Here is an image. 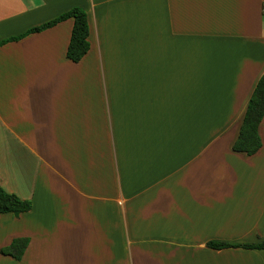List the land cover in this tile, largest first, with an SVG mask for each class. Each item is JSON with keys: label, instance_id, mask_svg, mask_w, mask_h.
<instances>
[{"label": "crops", "instance_id": "obj_1", "mask_svg": "<svg viewBox=\"0 0 264 264\" xmlns=\"http://www.w3.org/2000/svg\"><path fill=\"white\" fill-rule=\"evenodd\" d=\"M264 0H0V264H264ZM71 7L89 47L65 56ZM16 37V39H12Z\"/></svg>", "mask_w": 264, "mask_h": 264}, {"label": "trees", "instance_id": "obj_2", "mask_svg": "<svg viewBox=\"0 0 264 264\" xmlns=\"http://www.w3.org/2000/svg\"><path fill=\"white\" fill-rule=\"evenodd\" d=\"M72 19V26L68 42L65 49V56L70 61H78L87 51L89 43L87 41L88 25L84 11L79 7H71L60 13L58 16L48 20L38 26L29 28L24 34L38 31L54 25L55 23L66 19ZM16 39V37L12 38ZM3 41H0V44ZM264 115V71L258 77L249 97L238 127L237 135L231 144V149L235 152H241L245 155H251L257 151L261 145L258 135V124ZM30 208V202L21 199L16 195L6 192L0 187V213L10 212L17 216L26 212ZM26 237H15L10 242L0 247V254L10 256L15 260H19L25 246L27 245ZM211 248L225 247H243L264 249V239L253 243H228L221 241H208L206 243Z\"/></svg>", "mask_w": 264, "mask_h": 264}, {"label": "built area", "instance_id": "obj_3", "mask_svg": "<svg viewBox=\"0 0 264 264\" xmlns=\"http://www.w3.org/2000/svg\"><path fill=\"white\" fill-rule=\"evenodd\" d=\"M262 11L264 12V3H263V5H262Z\"/></svg>", "mask_w": 264, "mask_h": 264}]
</instances>
